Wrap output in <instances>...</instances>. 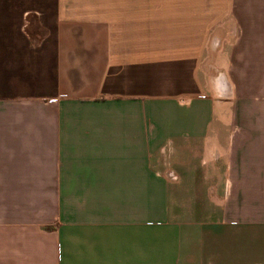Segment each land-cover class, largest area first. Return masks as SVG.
<instances>
[{
	"label": "crops",
	"instance_id": "crops-1",
	"mask_svg": "<svg viewBox=\"0 0 264 264\" xmlns=\"http://www.w3.org/2000/svg\"><path fill=\"white\" fill-rule=\"evenodd\" d=\"M0 264H264V0H0Z\"/></svg>",
	"mask_w": 264,
	"mask_h": 264
}]
</instances>
